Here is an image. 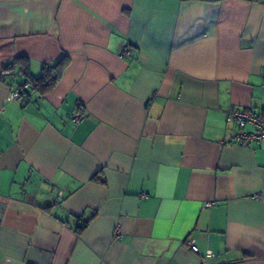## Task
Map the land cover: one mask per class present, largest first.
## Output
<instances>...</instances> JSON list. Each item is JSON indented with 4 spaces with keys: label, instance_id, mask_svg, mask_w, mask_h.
Listing matches in <instances>:
<instances>
[{
    "label": "crops",
    "instance_id": "crops-1",
    "mask_svg": "<svg viewBox=\"0 0 264 264\" xmlns=\"http://www.w3.org/2000/svg\"><path fill=\"white\" fill-rule=\"evenodd\" d=\"M235 106L264 113V0H0V264H264Z\"/></svg>",
    "mask_w": 264,
    "mask_h": 264
},
{
    "label": "built area",
    "instance_id": "built-area-1",
    "mask_svg": "<svg viewBox=\"0 0 264 264\" xmlns=\"http://www.w3.org/2000/svg\"><path fill=\"white\" fill-rule=\"evenodd\" d=\"M131 51V45L126 43L122 45L120 54L123 57H127L131 54ZM26 86L27 85H24L23 88H25ZM20 90L21 89H16L10 92L8 99H20ZM84 116L85 113L76 111L71 118L75 123H79L84 118ZM227 121L228 123H234L236 125V130L230 135L229 139L227 140L229 143L249 145L252 142L264 140V113L235 106L228 112ZM62 197V192L58 193L57 198L62 199ZM211 204V201H209L205 204V207H210ZM80 223L81 221H78L79 225ZM187 244L192 251L198 252V247L195 245L193 239H189L187 241ZM207 257H211V253H206V258Z\"/></svg>",
    "mask_w": 264,
    "mask_h": 264
},
{
    "label": "trees",
    "instance_id": "trees-1",
    "mask_svg": "<svg viewBox=\"0 0 264 264\" xmlns=\"http://www.w3.org/2000/svg\"><path fill=\"white\" fill-rule=\"evenodd\" d=\"M68 63V57L63 56L53 64L44 65L42 67V72L38 77H34L28 74L26 81L31 84L30 86L32 89H34L40 95H44L45 93L50 91L52 87L57 83ZM20 89V93L22 95L25 92V89L22 85H20ZM85 224L86 223L83 224L81 222L80 225L76 227V231L80 233Z\"/></svg>",
    "mask_w": 264,
    "mask_h": 264
},
{
    "label": "water",
    "instance_id": "water-1",
    "mask_svg": "<svg viewBox=\"0 0 264 264\" xmlns=\"http://www.w3.org/2000/svg\"><path fill=\"white\" fill-rule=\"evenodd\" d=\"M15 75H19V73L18 72H15Z\"/></svg>",
    "mask_w": 264,
    "mask_h": 264
}]
</instances>
